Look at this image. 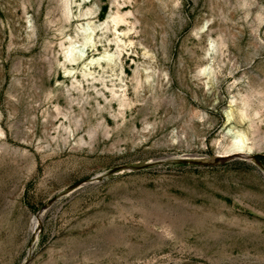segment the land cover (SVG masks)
Listing matches in <instances>:
<instances>
[{
    "label": "rangeland",
    "instance_id": "374dc122",
    "mask_svg": "<svg viewBox=\"0 0 264 264\" xmlns=\"http://www.w3.org/2000/svg\"><path fill=\"white\" fill-rule=\"evenodd\" d=\"M60 2L0 0V264H264V0Z\"/></svg>",
    "mask_w": 264,
    "mask_h": 264
},
{
    "label": "bare ground",
    "instance_id": "6f19581e",
    "mask_svg": "<svg viewBox=\"0 0 264 264\" xmlns=\"http://www.w3.org/2000/svg\"><path fill=\"white\" fill-rule=\"evenodd\" d=\"M62 1V3L60 2V5H61V10H62V14H63V17L65 20H70L69 18V15L70 14V8H69V2L68 0H60ZM83 2H91V0H83ZM97 2V1H96ZM117 3V2H116ZM120 3V2H119ZM69 4V5H68ZM85 5V4H83ZM96 5V3H95ZM118 5V4H117ZM71 7V6H70ZM94 7V6H93ZM97 7V6H96ZM82 8V7H81ZM98 8V7H97ZM96 8V9H97ZM118 8V7H116ZM83 10V9H82ZM115 10V8H114ZM79 12V11H78ZM113 12V11H112ZM128 13V12H127ZM131 14V12H129ZM79 14V13H78ZM93 15V10L92 9H85V12H82L80 16L82 17H85L86 20L88 19V16H91ZM96 15V14H95ZM129 15V14H122L118 9L112 13L111 15H109L108 17V20L109 22L105 23V29H109V25L111 24L112 28L114 29L115 32H117V26L120 25L121 23H125V21H127L126 19V16ZM72 16V15H71ZM79 16V17H80ZM130 16V15H129ZM128 16V17H129ZM62 18V17H61ZM60 18V20H61ZM62 19V20H64ZM78 19V18H76ZM90 19V18H89ZM93 19V18H92ZM83 20V19H82ZM107 20V19H106ZM79 21V20H78ZM70 22V21H69ZM122 25V24H121ZM135 25V24H134ZM79 28H76V29H80V31L82 32L81 34V39L79 42L77 41H73L72 38L69 37V39H67V46L64 45L63 47V57L65 59V61L67 62V65L70 64L71 66H76L78 65L79 63H82L83 61H85L86 57H87V52L90 50L93 51V49L95 50L96 49V43L93 42V40H96L95 38L93 39V37L95 36V31L97 30V27L94 26L90 21H86L85 23H82V24H79L77 25ZM99 26V25H98ZM101 27V26H100ZM111 29V28H110ZM100 31V30H99ZM108 31V30H107ZM105 32V31H104ZM111 32V31H110ZM113 32V31H112ZM79 33V32H77ZM127 33V32H126ZM79 35V34H78ZM125 35V34H124ZM75 38V37H74ZM122 38V37H121ZM117 39V42H123L121 39H120V36L117 35L116 37ZM123 39V38H122ZM96 41H99L96 40ZM101 41V40H100ZM115 41V40H114ZM65 42V41H64ZM116 42V52H114L113 54H109V53H103L102 56H99L98 58H92L90 59L89 63L88 64H85L84 66V69L82 71V76L83 78H85L86 80H88L89 78H92L93 80H95L96 78L94 77L95 73L94 72H91V67L97 65L100 67V62L101 60L103 61H106V62H111L114 58H118L120 53H121V47L120 45ZM112 43V42H111ZM61 46H63L62 43H60ZM59 44V45H60ZM125 44V43H124ZM103 46V45H102ZM60 47V46H59ZM123 47V46H122ZM62 48V47H61ZM60 48V49H61ZM109 49V48H108ZM107 50V49H106ZM98 51V50H97ZM104 52V51H103ZM123 52V51H122ZM98 54V53H97ZM89 57V55H88ZM118 60V59H117ZM102 61V62H103ZM85 63V62H84ZM112 63V62H111ZM104 64V63H103ZM63 65V64H62ZM81 65V64H80ZM109 65V64H107ZM112 65V64H111ZM115 65V64H114ZM82 66V65H81ZM105 66V65H104ZM96 67V66H95ZM109 68V67H108ZM81 69V68H80ZM107 69V68H106ZM206 69V68H205ZM96 70V69H95ZM76 71V69H75ZM73 73V69H70L67 71V74H72ZM204 73V72H203ZM75 74V73H74ZM72 74V75H74ZM135 74V73H134ZM76 75V74H75ZM112 75V74H111ZM118 76V75H117ZM109 77V76H108ZM137 77V76H136ZM69 78V77H67ZM100 78V77H99ZM105 78V77H103ZM75 79V78H74ZM112 79V78H111ZM110 79V80H111ZM114 79V78H113ZM76 80V79H75ZM104 80V79H103ZM102 80V81H103ZM106 80V79H105ZM104 80V81H105ZM74 81V80H73ZM78 81V80H77ZM96 81V80H95ZM101 81V80H100ZM122 81V80H121ZM75 82V81H74ZM94 82V81H93ZM139 82V81H138ZM81 83V82H80ZM92 83V82H91ZM101 83V82H100ZM104 83V82H103ZM78 84V83H77ZM107 84V83H106ZM110 84H111V81H110ZM96 85V83L94 84ZM102 85V84H101ZM105 85V84H104ZM103 85V86H104ZM114 85V83L112 84ZM116 85V84H115ZM139 84H137L138 86ZM92 86V85H91ZM73 87V86H72ZM110 87V86H109ZM108 87V88H109ZM113 87V86H112ZM136 87V86H135ZM78 88V87H77ZM137 89V88H136ZM77 90V89H76ZM106 90V89H105ZM108 90V89H107ZM121 90V89H120ZM118 91V90H116ZM119 92V91H118ZM124 92V91H123ZM110 93H111V97L112 98H116L117 97V94L115 93V90H111L110 88ZM128 96H126V93H124V95L122 96H119L118 97V103H119V106L121 107V109H123V107H125L130 99L126 98ZM246 106V105H245ZM57 107V106H56ZM59 110V109H58ZM63 113V112H62ZM57 114H60L59 112ZM122 114V113H121ZM227 114V112H226ZM228 115V114H227ZM245 117L246 118V113L245 111H241V116L240 117ZM229 117V116H228ZM227 117V118H228ZM248 118V117H247ZM75 120V119H74ZM228 120V119H227ZM230 120V118H229ZM228 120V121H229ZM72 121V120H71ZM74 122V121H73ZM71 123V122H70ZM86 123V122H85ZM75 126L77 128H79L82 124H83V121L82 120H75ZM100 125H97L96 128H88V130L86 131L87 135L89 136V138L91 139H96L95 136H97V129L99 128ZM71 127V126H70ZM1 130V129H0ZM234 130V129H233ZM231 130V128L229 129V132L233 131ZM71 131V130H70ZM74 131V130H73ZM72 131V132H73ZM102 131V130H101ZM105 131V130H104ZM99 133V132H98ZM227 136H228V133H227ZM230 143H229V149L231 150V152H235L236 154H242V155H247L248 151L251 150V147L248 146V137L242 133V132H234L232 134V136L230 137ZM252 145V144H251ZM253 151V150H252ZM250 151V152H252Z\"/></svg>",
    "mask_w": 264,
    "mask_h": 264
},
{
    "label": "water",
    "instance_id": "95a60500",
    "mask_svg": "<svg viewBox=\"0 0 264 264\" xmlns=\"http://www.w3.org/2000/svg\"><path fill=\"white\" fill-rule=\"evenodd\" d=\"M262 170V169H261ZM262 174H263V176H264V171H262Z\"/></svg>",
    "mask_w": 264,
    "mask_h": 264
}]
</instances>
